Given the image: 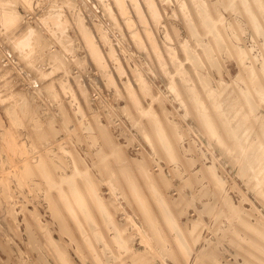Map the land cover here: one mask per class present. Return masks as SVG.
Here are the masks:
<instances>
[{"label": "rangeland", "instance_id": "374dc122", "mask_svg": "<svg viewBox=\"0 0 264 264\" xmlns=\"http://www.w3.org/2000/svg\"><path fill=\"white\" fill-rule=\"evenodd\" d=\"M117 1L0 0V264H264V0Z\"/></svg>", "mask_w": 264, "mask_h": 264}, {"label": "bare ground", "instance_id": "6f19581e", "mask_svg": "<svg viewBox=\"0 0 264 264\" xmlns=\"http://www.w3.org/2000/svg\"><path fill=\"white\" fill-rule=\"evenodd\" d=\"M117 1V0H116ZM158 1V0H157ZM189 1V0H188ZM209 1V0H208ZM239 1V0H238ZM237 1V2H238ZM254 1H256V0H254ZM261 1V0H260ZM118 2V1H117ZM190 3L192 2V1H189ZM207 2V1H206ZM205 2V3H206ZM244 2V1H243ZM158 3V2H157ZM259 3V2H258ZM193 4V3H192ZM191 4V5H192ZM253 4V3H252ZM255 4H257V3H255ZM157 5V4H156ZM195 5V4H194ZM211 5V4H210ZM127 6V5H126ZM160 6V5H159ZM180 6H182V5H180ZM212 6V5H211ZM211 6H209V7H211ZM241 6H243L242 4H241ZM178 7V6H177ZM192 7V6H191ZM191 7H189V8H191ZM198 7V6H197ZM161 8V7H160ZM183 8V7H182ZM246 8V7H245ZM162 9V8H161ZM160 9V10H161ZM211 9V8H210ZM213 9V8H212ZM211 9V10H212ZM247 9H249V8H247ZM145 10V9H144ZM185 10V9H184ZM195 10V9H194ZM255 10V9H254ZM258 10V9H257ZM132 11V10H131ZM162 11V10H161ZM189 11V10H188ZM260 11V10H259ZM122 12V11H121ZM146 12V11H145ZM179 12V11H178ZM183 12V11H182ZM185 12V11H184ZM191 12H192V10H191ZM196 12V11H195ZM197 12H199V11H197ZM204 12V11H203ZM214 12V11H213ZM186 13V12H185ZM193 13H194V11H193ZM212 13V12H211ZM229 13H230V11H229ZM242 13V12H241ZM146 14V13H145ZM161 14H162V12H161ZM251 14V13H250ZM258 14V13H257ZM263 14V13H262ZM165 15V14H164ZM167 15V14H166ZM233 15V14H232ZM245 15V14H244ZM191 16V15H190ZM196 16V15H195ZM251 16V15H250ZM260 16V15H259ZM127 17H129V16H127ZM165 17V16H164ZM192 17H194V15H192ZM261 17V16H260ZM130 18V17H129ZM191 18V17H190ZM197 18V17H196ZM203 18V17H202ZM215 18V17H214ZM133 19V18H132ZM193 19V18H192ZM198 19V18H197ZM209 19H211L210 17H208V16H204V20L205 21H208ZM213 19V18H212ZM256 19H257V17H256ZM127 20V19H126ZM194 20H195V18H194ZM193 20V21H194ZM232 20V19H231ZM128 21H129V19H128ZM158 21H160V20H158ZM198 21V20H197ZM201 21V20H200ZM157 22V21H156ZM188 22V21H187ZM190 22V21H189ZM188 22V23H189ZM195 22V21H194ZM199 22V21H198ZM249 22H250V20H249ZM127 23H129V22H127ZM166 23H168V22H166ZM218 23V22H217ZM256 23H258V22H256ZM261 23H262V21H261ZM130 24V23H129ZM146 24V23H145ZM211 24V23H210ZM210 24H208V25H210ZM248 24H250V23H248ZM167 25V24H166ZM199 25H200V23H199ZM212 25H213V23H212ZM196 27H197V25H195ZM204 26V25H203ZM138 27V26H137ZM169 27H171V26H169ZM168 27V28H169ZM188 27V26H187ZM200 27H201V25H200ZM200 27H198V28H200ZM210 27V26H209ZM254 27H258V28H260L258 25H256V26H254ZM201 28H203V27H201ZM235 28V27H234ZM148 29V28H147ZM211 29H213V28H211ZM219 29V28H218ZM237 29H238V27H237ZM172 30V29H171ZM197 30V29H196ZM201 30V29H200ZM199 30V31H200ZM202 30H204V29H202ZM142 31V30H141ZM145 31V30H144ZM254 31V30H253ZM147 32V31H146ZM203 32V31H202ZM172 33H173V31H172ZM177 33V32H176ZM192 33V32H191ZM201 33V32H200ZM156 34V33H155ZM154 34V35H155ZM171 34V33H170ZM169 34V35H170ZM190 34V33H189ZM196 34V33H195ZM213 34V33H212ZM255 34V33H254ZM133 35V34H132ZM172 35H175V34H172ZM226 35V34H225ZM142 37H144V35L142 36ZM170 37V36H169ZM191 37V36H190ZM210 37V36H209ZM153 38V37H152ZM211 38H212V36H211ZM220 38V37H219ZM225 38V37H224ZM256 38V37H255ZM138 40V39H137ZM152 40V39H151ZM158 40H159V38H158ZM191 40V39H190ZM196 40V39H195ZM215 40V39H214ZM147 41V40H146ZM191 41H193V40H191ZM217 41H218V39H217ZM220 41V40H219ZM202 42V41H201ZM186 43V42H185ZM214 43V42H213ZM212 43V44H213ZM227 43V42H226ZM154 44H155V42H154ZM187 44V43H186ZM190 44H192V43H190ZM220 44H221V42H220ZM151 45V44H150ZM205 45V44H204ZM214 45V44H213ZM185 46V45H184ZM201 46V45H200ZM211 46V45H210ZM217 46H219V45H217ZM230 46V45H229ZM183 47V46H182ZM208 47V46H207ZM206 47V48H207ZM220 47V46H219ZM263 47V46H262ZM194 48V47H193ZM205 48V49H206ZM208 48H210V47H208ZM215 48V47H214ZM230 48H231V46H230ZM246 48V47H245ZM186 49V48H185ZM189 49H191V48H189ZM202 49V48H201ZM234 49V48H233ZM262 49V48H261ZM188 50V49H187ZM203 50V49H202ZM207 50H209V49H207ZM210 50H211V48H210ZM198 51V50H197ZM204 51V50H203ZM232 51V50H231ZM230 51V52H231ZM262 51V50H261ZM216 52H217V50H216ZM235 52V51H234ZM241 52H242V50H241ZM192 53V52H191ZM211 53V52H210ZM233 53V52H232ZM179 54V53H178ZM216 54H219V53H216ZM234 54V53H233ZM167 55V54H166ZM189 55V54H188ZM193 55H194V53H193ZM196 56V55H195ZM192 57V56H191ZM234 57H235V55H234ZM193 58H194V56H193ZM215 58H216V56H215ZM219 58H221L220 57V55H219ZM154 59V58H153ZM167 59V58H166ZM188 59V58H187ZM212 60V59H211ZM252 60V59H251ZM195 61V60H194ZM218 61V60H217ZM223 61V60H222ZM238 61V60H237ZM241 61H242V59H241ZM193 62V61H192ZM239 62V61H238ZM190 63V62H189ZM196 64H197V62H195ZM212 63V62H211ZM240 63V62H239ZM156 64V63H155ZM216 64V63H215ZM218 64V63H217ZM219 64H221V63H219ZM245 64V63H244ZM191 65V64H190ZM224 65V64H223ZM248 65V64H247ZM246 65V66H247ZM172 66V65H171ZM173 67V66H172ZM212 67V66H211ZM193 68V67H192ZM217 68L219 69V66H217ZM239 68H240V66H239ZM257 68V67H256ZM191 70V69H190ZM189 70V71H190ZM193 70V69H192ZM191 70V71H192ZM242 70H243V68H242ZM255 70V69H254ZM244 71V70H243ZM257 71V70H256ZM255 71V72H256ZM254 72V71H253ZM199 79H200V81L201 82H203V85L204 86H206V87H210V82H211V79H210V77L207 75V73L206 72H204L203 71V69H202V66L199 64ZM211 73V72H210ZM245 74V73H244ZM196 75V74H195ZM198 75V74H197ZM213 75V74H212ZM263 75V74H262ZM163 76V75H162ZM190 77V76H189ZM245 77V76H244ZM253 77H254V75H253ZM166 78V77H165ZM193 78V77H192ZM261 78V77H260ZM262 79V78H261ZM178 84V83H177ZM264 84V83H263ZM199 85V84H198ZM198 87V86H197ZM205 87V88H206ZM223 87V86H222ZM240 87V86H239ZM248 87V86H247ZM248 89V88H247ZM200 90V89H199ZM199 90H197V91H199ZM252 90V89H251ZM190 91V90H189ZM213 91V90H212ZM250 91V90H249ZM194 92V91H193ZM244 92V91H243ZM254 92V91H253ZM227 93V92H226ZM252 93V92H251ZM209 94V93H208ZM262 94H263V92H262ZM194 95V94H193ZM253 95V94H252ZM251 95V96H252ZM257 95V94H256ZM192 96V95H191ZM258 96V95H257ZM257 96H255V97H257ZM193 97V96H192ZM210 97V96H209ZM259 97V96H258ZM263 97V96H262ZM195 98V97H194ZM193 98V99H194ZM231 98V97H230ZM246 98L247 99H245V100H248L249 101V103H250V105L252 104L253 105V103H252V97H250V95L249 94H246ZM219 99V98H218ZM262 99V98H261ZM223 100V99H222ZM264 100V99H263ZM254 101H256V100H254ZM259 101V100H258ZM226 102V101H225ZM197 103V102H196ZM210 104V103H209ZM212 104V103H211ZM215 104V103H214ZM256 105V104H255ZM263 105V104H262ZM204 106H206V105H204ZM235 106V105H234ZM246 106V105H245ZM250 107V106H249ZM214 108V107H213ZM233 108V107H232ZM254 108V107H253ZM204 109V108H203ZM247 109H248V107H247ZM251 110V109H250ZM249 110V111H250ZM253 110V109H252ZM255 110V109H254ZM194 111V110H193ZM201 111H202V109H201ZM203 111H205L206 112V110L204 109ZM213 112H214V110H213ZM217 112V111H216ZM222 112H224V111H221V114H222ZM254 112V111H253ZM252 112V113H253ZM195 113V112H194ZM242 113V112H241ZM201 114V113H200ZM214 114V113H213ZM241 115V114H240ZM245 115V114H244ZM201 116V115H200ZM209 116V115H208ZM207 116V114L205 113V114H203V117H204V122L203 123H207V125H208V127L210 128V129H213V130H215V125L214 124H218V123H214V122H212V120H210V118ZM227 117V116H226ZM242 117V116H241ZM256 117V116H255ZM202 118V117H201ZM212 119V118H211ZM198 120V119H197ZM203 120V119H202ZM216 120V119H215ZM225 120V119H224ZM237 120V119H236ZM217 121V120H216ZM221 121V120H220ZM229 121V120H228ZM255 121V120H254ZM153 122V121H152ZM218 122V121H217ZM236 122V121H235ZM237 122H238V120H237ZM156 123V122H155ZM220 123V122H219ZM226 123H227V121H226ZM242 123H243V121H242ZM153 124H154V122H153ZM222 124V123H221ZM221 124L219 125V126H221ZM200 125V124H199ZM229 125H230V123H229ZM226 126H228V125H226ZM234 126V125H233ZM158 127V125L156 126V129H158L157 128ZM223 127V126H222ZM216 128H217V126H216ZM228 128V127H227ZM231 128V127H230ZM218 129V128H217ZM235 129V128H234ZM220 130V129H219ZM221 130H223V128L221 129ZM228 130H230L229 128H228ZM238 130V129H237ZM245 130V129H244ZM161 131V130H160ZM163 131V130H162ZM231 131V130H230ZM258 131V130H257ZM242 132V131H241ZM157 133V132H156ZM162 133V132H161ZM160 133V134H161ZM204 133V132H203ZM217 133V132H216ZM225 132L223 131V133H222V135L224 134ZM244 133V132H243ZM242 133V134H243ZM250 133V132H249ZM260 133V132H259ZM206 134V133H205ZM227 135V134H226ZM241 135V134H240ZM264 135V134H263ZM238 136V135H237ZM245 136V135H244ZM227 137V136H226ZM241 137V136H240ZM250 137H251V135H250ZM218 138V137H217ZM234 138V137H233ZM239 138V137H238ZM243 138V137H242ZM228 139V138H227ZM244 139H246V137L244 138ZM259 139V138H258ZM260 139H262V138H260ZM264 139V138H263ZM230 140V139H229ZM232 141H233V139H231ZM236 140V139H235ZM250 140V139H249ZM264 141V140H263ZM166 141H164V143H165ZM239 142V141H238ZM249 142V141H248ZM259 142V141H258ZM235 143V142H234ZM251 143H252V141H251ZM166 144V143H165ZM168 144V143H167ZM229 144V143H228ZM233 144V143H232ZM244 144V143H243ZM248 145L247 146H249V144L250 143H247ZM258 144V143H257ZM238 145H239V143H238ZM245 145V144H244ZM241 146V145H240ZM260 146V145H259ZM239 147V146H238ZM245 148H246V146H245ZM244 149V148H243ZM256 152V151H255ZM248 153V152H247ZM229 154V153H228ZM227 154V155H228ZM260 154V153H259ZM249 155V154H248ZM233 156V155H232ZM258 156V155H257ZM252 162V161H251ZM243 163V162H242ZM249 163V162H248ZM263 164V163H262ZM261 164V165H262ZM247 165V164H246ZM254 165V164H253ZM248 167V166H247ZM46 169V168H45ZM45 169H44V171H45ZM43 170V169H42ZM224 170V169H223ZM239 171V170H238ZM250 172V171H249ZM75 173V172H74ZM45 174V173H44ZM46 175V174H45ZM71 175H73V174H71ZM65 177V176H64ZM68 177V176H67ZM66 177V178H67ZM71 178H72V176H70ZM87 177V176H86ZM65 179V178H64ZM70 179V178H69ZM74 180V179H73ZM69 182V181H68ZM71 182V181H70ZM251 184V183H250ZM72 185V184H71ZM132 186H134V185H132ZM73 187V186H72ZM58 188V187H57ZM136 192V191H135ZM80 200V199H79ZM78 200V201H79ZM79 203V202H78ZM218 207V206H217ZM70 208V207H69ZM215 223V222H214ZM32 224V223H31ZM217 226V225H216ZM215 226V227H216ZM35 227V226H34ZM214 228V227H213ZM179 230V229H178ZM178 234V233H177ZM180 236H181V234H180ZM1 242V241H0ZM54 245H56V244H54ZM4 249V248H3ZM57 251V250H56ZM58 251H59V247H58ZM3 252V251H2ZM59 253H61L60 251H59ZM200 253V252H199ZM201 254V253H200ZM264 258V257H263ZM207 259V258H206ZM65 260V259H64ZM4 262V261H3ZM14 262V261H13ZM7 263V262H6ZM66 263V262H65ZM15 264V263H14ZM17 264V263H16Z\"/></svg>", "mask_w": 264, "mask_h": 264}]
</instances>
